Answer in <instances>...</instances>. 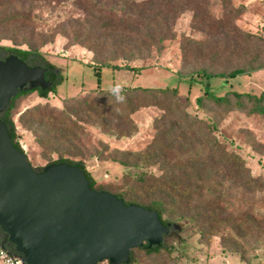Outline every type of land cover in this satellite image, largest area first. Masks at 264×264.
Segmentation results:
<instances>
[{
    "label": "trees",
    "instance_id": "trees-1",
    "mask_svg": "<svg viewBox=\"0 0 264 264\" xmlns=\"http://www.w3.org/2000/svg\"><path fill=\"white\" fill-rule=\"evenodd\" d=\"M38 1L0 0V37L11 38L18 44H27V48L0 44V50L12 51L31 65H46L49 68L47 78L52 80V85L46 89H21L1 114L8 124L15 145L27 154L19 140L13 118L17 99L33 91L48 97L50 91L57 92L58 85L66 78L41 50V46L53 41L57 33H64L94 51L95 62L91 65L98 75L99 84L93 90L95 94L89 91L83 96L66 95L63 107L37 103L26 108L22 112L23 116L28 115L31 120L39 121L47 127L44 136H37L35 133L37 139L45 146L70 141L83 127V122L89 121L98 122L107 132L120 136L128 135L137 130L132 113L141 106L160 105L165 113L156 118L157 133L153 140L145 148L124 150L122 157L115 158L124 165L158 164L160 172L142 170L135 174L133 185L114 193L127 202H136L156 209L166 223H174L171 215L179 212L180 217H187L192 224L200 227L202 236L214 234L226 226L234 228L237 232L243 231V224L236 226L234 222L237 218L229 212L232 206L230 188L241 186L252 191L261 187L264 178L253 175L244 157L227 149L219 140L215 134L218 129L217 120L200 117L186 109L181 110L187 102L180 97L176 86L154 87L139 84L122 87V92L113 94L111 89L115 85L103 88L100 84L102 66L139 72L143 66L129 62L116 63L115 60L142 55L144 46H152L169 37L180 12L186 7L195 10L196 6L191 5L197 0H71L83 14L78 16L71 13L59 23H51L45 30L39 29V25L46 26L47 22L36 12ZM45 1L47 4L61 7L69 0ZM223 2L227 15L215 21L219 32L241 36L240 39L247 45L261 44L263 36L245 31L233 22L244 11L245 5L234 7L231 0ZM228 40L226 46L229 44ZM235 42L236 45L241 43L238 40ZM263 67L264 56L257 52L249 60L237 64L229 71L214 72L209 68H202L197 72L199 78L193 74L188 77L180 76L191 84L195 81L203 84L204 93L196 97L199 107L210 105L217 110V115L226 114L231 110H242L264 116V90L260 93L229 90L218 94L211 85L213 77L220 76L226 80ZM120 95H123V100L118 99ZM176 113L177 117L167 124V117ZM160 120H163L161 128L158 124ZM58 161H68L82 167L91 181V186L95 187L97 179L82 159L73 160L59 156L52 162ZM131 195L138 197V200H126V196ZM250 223L259 228L256 216H251ZM0 230L3 231L1 226ZM6 240L11 242L7 234ZM136 247L148 255L159 253L162 249L169 250L164 242L152 246L145 242ZM134 248L131 250V260L128 264L136 260Z\"/></svg>",
    "mask_w": 264,
    "mask_h": 264
},
{
    "label": "rangeland",
    "instance_id": "rangeland-1",
    "mask_svg": "<svg viewBox=\"0 0 264 264\" xmlns=\"http://www.w3.org/2000/svg\"><path fill=\"white\" fill-rule=\"evenodd\" d=\"M37 4V14L47 22L46 26L39 25L40 30L59 23L71 13L78 16L83 14L71 0L61 7L47 4L45 0H39ZM240 4L245 5V9L233 22L245 31L264 37V0H231L234 7ZM191 6H196V9L184 8L173 24L172 34L162 42L144 46L142 55L115 60L116 63L129 62L143 66L139 72L102 66L100 84L103 88L117 84L122 87L139 84L154 87L176 86L180 97L187 102L181 110H189L203 118L216 119L218 129L215 134L219 140L227 149L244 157L253 175L264 178V116L242 110H231L217 115V110L210 105L199 107L196 97L204 93L203 84L197 81L191 84L180 76L188 77L193 74L199 78L197 72L202 68H209L214 72L229 71L237 64L249 60L257 52L264 56V39L261 44L247 45L240 39L241 36L220 33L215 21L227 15L223 0H197ZM1 32L0 29V34ZM236 40L241 43L236 45ZM0 44L27 48L26 43L18 44L8 37H0ZM41 50L66 78L58 85L57 92L50 91L48 97L33 91L17 99L13 118L19 140L33 166L41 169L59 156L73 160L82 159L97 179L95 187L112 192L129 188L134 184L135 174L142 170L160 172L158 164L124 165L115 160L124 155L122 151L145 148L153 140L157 133L156 118L165 113L160 105L141 106L132 113L137 130L128 135L107 132L98 122L89 121L83 122V127L70 141L45 146L37 139V136L46 134L47 127L39 121L31 120L28 115L23 116L22 112L26 108L37 103L63 107L66 95L83 96L89 91L95 94L93 90L99 84L98 75L91 65L95 62V53L87 45L64 33H57L53 41L41 46ZM211 85L218 94L229 90L260 93L264 90V67L226 80L220 76L213 77ZM177 115L178 113L168 116L167 124ZM158 124L161 128L163 120ZM230 190L232 206L229 212L236 216V226L243 224V231L237 232L226 226L214 234L202 236L199 226L192 224L187 217H180L177 212L171 218L181 227L178 230L173 228L165 236L164 244L169 250L162 249L159 253L148 255L135 247L136 260L131 264H264V181L261 187L252 191L241 186H232ZM137 198L134 195L126 196L128 201L138 200ZM251 216L257 217L259 228L250 223ZM2 235L4 233L1 232L0 236L3 237ZM99 264L112 263L103 260Z\"/></svg>",
    "mask_w": 264,
    "mask_h": 264
},
{
    "label": "water",
    "instance_id": "water-1",
    "mask_svg": "<svg viewBox=\"0 0 264 264\" xmlns=\"http://www.w3.org/2000/svg\"><path fill=\"white\" fill-rule=\"evenodd\" d=\"M47 70L16 53L0 59V226L26 264L130 262L132 248L160 244L181 226L164 222L154 208L92 187L77 164L33 166L1 114L21 89L49 88Z\"/></svg>",
    "mask_w": 264,
    "mask_h": 264
},
{
    "label": "built area",
    "instance_id": "built-area-1",
    "mask_svg": "<svg viewBox=\"0 0 264 264\" xmlns=\"http://www.w3.org/2000/svg\"><path fill=\"white\" fill-rule=\"evenodd\" d=\"M0 264H25V261L15 248L0 243Z\"/></svg>",
    "mask_w": 264,
    "mask_h": 264
},
{
    "label": "flooded vegetation",
    "instance_id": "flooded-vegetation-1",
    "mask_svg": "<svg viewBox=\"0 0 264 264\" xmlns=\"http://www.w3.org/2000/svg\"><path fill=\"white\" fill-rule=\"evenodd\" d=\"M11 53H14V52H12V51H9V50H6V51H1L0 50V59H5L9 54H11ZM48 70H49V68H48ZM48 70H47V72H46V76H47V73H48ZM49 79V78H48ZM2 232V234L4 233V235H2L3 237H1L0 236V243H4V244H6V245H8V246H10V247H13V248H15V246H13V244H12V242H9V241H7L6 240V233L4 232V231H1L0 230V233ZM1 238H3V241L1 240ZM5 240V241H4ZM26 264V263H25ZM99 264V263H98Z\"/></svg>",
    "mask_w": 264,
    "mask_h": 264
},
{
    "label": "clouds",
    "instance_id": "clouds-1",
    "mask_svg": "<svg viewBox=\"0 0 264 264\" xmlns=\"http://www.w3.org/2000/svg\"><path fill=\"white\" fill-rule=\"evenodd\" d=\"M111 91L113 92V94L120 93L122 92V86L117 84L111 89ZM118 99L123 100L124 99L123 95H120Z\"/></svg>",
    "mask_w": 264,
    "mask_h": 264
}]
</instances>
